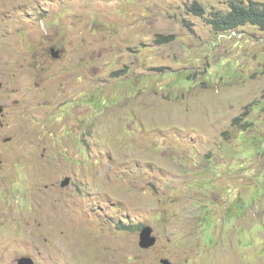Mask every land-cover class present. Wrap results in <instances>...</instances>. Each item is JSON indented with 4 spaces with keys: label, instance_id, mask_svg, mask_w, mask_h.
<instances>
[{
    "label": "rangeland",
    "instance_id": "rangeland-1",
    "mask_svg": "<svg viewBox=\"0 0 264 264\" xmlns=\"http://www.w3.org/2000/svg\"><path fill=\"white\" fill-rule=\"evenodd\" d=\"M230 1L0 0V264H264V30L220 41Z\"/></svg>",
    "mask_w": 264,
    "mask_h": 264
},
{
    "label": "trees",
    "instance_id": "trees-1",
    "mask_svg": "<svg viewBox=\"0 0 264 264\" xmlns=\"http://www.w3.org/2000/svg\"><path fill=\"white\" fill-rule=\"evenodd\" d=\"M189 11L194 16L202 18L206 15L204 6L198 2H194L189 7ZM205 19L207 24L218 35V39L222 41L229 39L227 38L231 36L229 31L238 30L246 25H252L264 30V5L254 1H249L245 4L232 0L228 2L226 9L216 10ZM156 41L160 45L168 44L174 41V35H158ZM235 121L237 122L238 120Z\"/></svg>",
    "mask_w": 264,
    "mask_h": 264
},
{
    "label": "water",
    "instance_id": "water-1",
    "mask_svg": "<svg viewBox=\"0 0 264 264\" xmlns=\"http://www.w3.org/2000/svg\"><path fill=\"white\" fill-rule=\"evenodd\" d=\"M52 52V56L54 58H58L59 57V53L57 51H55L54 49L51 50ZM3 111V108H0V113ZM70 184V179L67 178L62 182V187H66ZM153 230L150 227H145L141 234H140V245L143 248H151L153 247L156 242H157V238L152 236ZM162 264H172L169 260L164 259L161 261ZM18 264H35L33 262V260L29 257H23L21 259L18 260Z\"/></svg>",
    "mask_w": 264,
    "mask_h": 264
},
{
    "label": "clouds",
    "instance_id": "clouds-1",
    "mask_svg": "<svg viewBox=\"0 0 264 264\" xmlns=\"http://www.w3.org/2000/svg\"><path fill=\"white\" fill-rule=\"evenodd\" d=\"M229 32L231 33V36L241 37V35H240V33H239V30H233V31H229ZM52 49H54L55 51H57V52L59 53V55H61V51H60L58 48H56V47H52V48L50 49L51 57H53V56H52V52H51ZM0 88H1V85H0ZM4 107H5V106L0 105V108H3V110L5 109ZM11 141H12V138H9V137L6 138V142H11ZM67 178H68V177H67ZM67 178H65V179H67ZM65 179H64V180H65ZM69 179H70V178H69ZM64 180H63V181H64ZM63 181H62V182H63ZM70 183H71V179H70ZM61 184H62V183H61ZM69 185H70V184H69ZM69 185H68V186H69ZM68 186H66V187H68ZM145 227H149V226H145ZM145 227H143L142 230H143ZM150 228H151V227H150ZM132 229H134L133 226H132ZM151 229H152V228H151ZM142 230H141V232H142ZM141 232H140V234H141ZM152 236L155 237V236L153 235V233H152ZM139 239H140V237H139ZM140 242H141V241L139 240V244H140ZM140 246H141V245H140ZM154 246H155V245H154ZM141 248H142V249H146V248H143V247H141ZM29 258H30V257H29ZM31 259H32V258H31ZM32 260H33V259H32ZM167 260H169V259H167ZM169 261H170V260H169ZM33 262H34V260H33ZM170 262H171V261H170ZM34 263H35V262H34ZM171 263H172V262H171ZM161 264H162V262H161ZM172 264H173V263H172Z\"/></svg>",
    "mask_w": 264,
    "mask_h": 264
}]
</instances>
